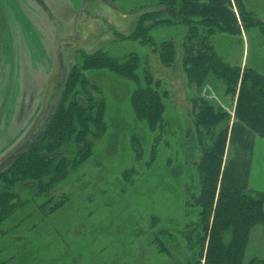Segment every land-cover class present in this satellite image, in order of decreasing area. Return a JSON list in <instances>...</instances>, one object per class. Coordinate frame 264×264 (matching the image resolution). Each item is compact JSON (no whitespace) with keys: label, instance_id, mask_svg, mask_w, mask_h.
Segmentation results:
<instances>
[{"label":"rangeland","instance_id":"1","mask_svg":"<svg viewBox=\"0 0 264 264\" xmlns=\"http://www.w3.org/2000/svg\"><path fill=\"white\" fill-rule=\"evenodd\" d=\"M160 2L0 0V173L30 151L43 124L57 111L65 83L76 68L90 74L99 100L94 103L104 102L106 123L94 134L92 152L81 162L75 161L78 144L70 141L61 150L70 159L50 196L35 198L40 181L36 174L19 170L25 177H13L12 187L17 184L26 203L0 224V264H187V250L194 248L178 230L186 227V182L202 160L187 158L198 136L191 97L199 93L213 102L231 117L230 126L237 98L225 94L220 79L201 88L189 81L182 64L185 25L151 29L158 43L172 38L178 43L177 63L171 67L163 65L149 45L130 39L140 16L157 9ZM238 4L234 6L238 16L243 9L264 22V0ZM216 45L228 61L264 73V29L252 27L238 36L221 33ZM99 49L148 58L149 70L169 90L162 128L151 129L137 117L134 82L109 69L86 68L88 54ZM77 90L78 86L74 93ZM228 158L236 160L235 149ZM50 160L55 168L59 159ZM44 167L39 173L48 169ZM8 174L12 178L13 172ZM157 236L161 243L155 241ZM224 241L228 244L231 236ZM254 258L264 260L262 225L252 231L245 264Z\"/></svg>","mask_w":264,"mask_h":264},{"label":"trees","instance_id":"2","mask_svg":"<svg viewBox=\"0 0 264 264\" xmlns=\"http://www.w3.org/2000/svg\"><path fill=\"white\" fill-rule=\"evenodd\" d=\"M235 2L237 5L239 0H208L205 4L191 0H161L157 9L140 16L139 28L130 38L149 45L152 52L159 54L161 63L171 67L177 63L178 43L173 38L158 43L151 29L160 24L185 25L188 34L183 43L182 64L189 81L201 88L206 82L220 79L225 85V94L237 98L235 120L230 126L231 117L213 102L201 98L199 93L191 97L198 136L195 146L188 148L187 158L202 160H197L198 164L196 161L197 166L192 168L186 182L188 209L183 217L186 227L178 230L194 248L187 250V264H245L252 231L258 225L264 226V193L249 186L254 139L264 137V73L243 69L241 64L228 61L216 50L219 34L242 35L252 27L264 29V22L241 8L238 16L234 11ZM85 60L87 69H109L134 82L132 103L137 117L151 129L159 130L164 126L169 90L149 70L148 58L135 52L114 55L99 49L88 54ZM90 78L82 67L70 74L57 111L43 124L25 159L13 161L0 173V224L26 203L15 189L17 184L12 187L14 178L25 177L19 170L36 174L35 178L40 180L36 199L50 196V188L64 176L59 174L66 171L69 163V156L61 151L65 145L70 141L78 144L76 162L92 152L95 137L106 128V123L104 102L94 103L99 100ZM77 86L78 93H74ZM187 136L194 145V137L188 132ZM231 149L236 151V160L228 158ZM196 150L198 152H194ZM50 157L59 159L55 168ZM44 166L48 169L39 173ZM11 171L12 178H9ZM193 202L198 206L195 210L191 208ZM192 210L195 218L191 216ZM168 231L171 233L170 228ZM227 234L231 236L228 244L224 241ZM156 238V242H162V238ZM250 264H264V260L254 258Z\"/></svg>","mask_w":264,"mask_h":264},{"label":"crops","instance_id":"3","mask_svg":"<svg viewBox=\"0 0 264 264\" xmlns=\"http://www.w3.org/2000/svg\"><path fill=\"white\" fill-rule=\"evenodd\" d=\"M249 186L254 191L264 193V137L261 136H256L254 139Z\"/></svg>","mask_w":264,"mask_h":264}]
</instances>
